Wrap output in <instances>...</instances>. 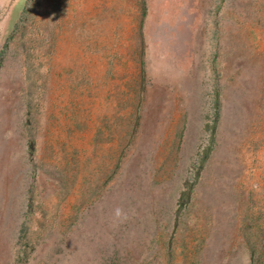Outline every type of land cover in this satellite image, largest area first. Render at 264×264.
Returning <instances> with one entry per match:
<instances>
[{
    "label": "rangeland",
    "instance_id": "374dc122",
    "mask_svg": "<svg viewBox=\"0 0 264 264\" xmlns=\"http://www.w3.org/2000/svg\"><path fill=\"white\" fill-rule=\"evenodd\" d=\"M0 264H264V0H0Z\"/></svg>",
    "mask_w": 264,
    "mask_h": 264
}]
</instances>
